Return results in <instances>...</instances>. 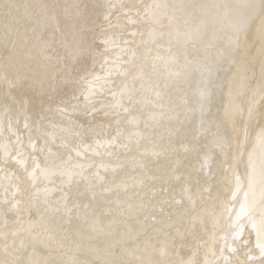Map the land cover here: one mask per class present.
Returning a JSON list of instances; mask_svg holds the SVG:
<instances>
[{
    "label": "bare ground",
    "instance_id": "bare-ground-1",
    "mask_svg": "<svg viewBox=\"0 0 264 264\" xmlns=\"http://www.w3.org/2000/svg\"><path fill=\"white\" fill-rule=\"evenodd\" d=\"M13 2L20 5L56 4L61 6L57 9L61 16H63L62 6L78 5L80 26L87 40L91 42L93 35L99 34L103 26L109 35L115 34L113 38L118 47L109 48L103 56H95V62L88 57L86 69L76 74L77 80L81 77L86 79L74 87H69L56 80L58 69L55 59L51 64L39 56L29 59L28 51L34 50L37 42L31 39L30 31L27 33L29 39L25 40L26 25L24 23L20 25L19 36L14 34L9 42L3 39L4 27L3 22L0 21V68L9 66L12 70L26 72L29 75L48 76L58 88L55 92L49 89L53 98L52 109L48 112V119L44 122L49 146L52 153L56 154L52 159L56 160L57 165L61 163L60 156H63V160L69 166L77 161L93 165L83 170L87 179L76 176L72 184H67L62 183L67 178L57 174L52 176L50 181L41 182L40 191L36 192L31 187V181L18 165L13 163L4 165L0 162V209H9L10 204H5V199L13 201L12 193L16 188L20 189L15 197V200L20 201L16 209L0 215V256L3 255L5 243L11 247L15 241L18 247L20 239L26 238L13 236L14 230L18 229L21 224L27 227L30 222H35L33 223V234L36 235L38 241H42L35 245L36 259L55 258L67 261L74 256L81 264H88L95 259L92 249H103L107 244L116 243L120 239L126 240L131 245L132 241L125 233L130 228L132 229L131 235L135 236L143 228L147 232V237L141 232L140 240L137 242V247L141 249L146 239L150 238L153 244L159 246L163 240L168 239L171 243V237H176L175 251L179 252V256L184 260L194 259L198 264H205L207 258L209 261L215 259L217 264H223L222 259L219 258V249L224 244L221 237L231 231L226 223L227 217L221 216L223 211L221 200L227 195V183L224 179L226 165L223 164V157L216 158L219 150L211 148L210 135L205 139L198 130L193 132L187 124L181 125L174 118L177 116V110L182 108L185 99L192 103L191 92H194L197 87L199 74L195 75L190 84H185L182 76L177 77L172 73L183 71L185 55L193 63L203 60V47L199 43L194 48L191 43L185 45L176 39V27L179 26L181 32L185 30L188 14L192 17L189 20V27H194L202 12L198 8L184 9L180 6L233 4L237 0H13ZM110 4L116 5L111 9L112 14L109 17L113 25L111 28L108 27L109 21L104 19L109 10L106 6ZM121 5H124L123 9ZM133 5L135 8L132 7ZM125 13L137 23H128ZM22 14L23 9H21ZM153 17L159 19L160 22L153 23ZM118 18L119 26H117ZM211 27L210 24L209 35H211ZM217 27L219 28V25ZM153 30L157 33L155 42L149 35ZM133 32L136 35H133ZM159 33L164 35L161 37ZM218 35L222 40L226 39L224 32H218ZM45 39L52 41V47L49 50L51 55L55 57L63 54L64 49L60 45L59 33H56L54 40L51 33ZM182 39L181 37V41ZM125 40L128 41L127 44L124 43ZM95 43L96 51L104 52L105 46L99 40ZM248 43L251 61L247 73L248 82L251 88L255 89L261 78V41L256 27L250 30ZM122 48L126 51L121 52ZM157 56L161 59H156ZM172 56L179 60L178 65L169 62ZM113 61L117 62L116 65ZM153 63L156 65L155 69L152 68ZM142 65L145 79L133 81L131 75L136 74ZM117 69L128 70L131 75L128 77L120 75ZM96 77L100 79L96 80ZM219 77L214 88L211 113L208 115L212 121L213 132L219 125V132L222 136H231L232 127L225 117V109L229 104L231 73L222 71ZM87 81L94 82L92 85L94 95L89 99L95 105L96 111L89 115H80L78 112L71 111V104L68 105L67 112L62 114L57 111V107H64L62 101L76 103L72 100L73 92L83 106L84 97L81 95V89L90 87ZM125 83L129 88L135 85L133 95L139 101L129 105L127 98L123 100L125 105L130 106L131 114L123 112L122 109L109 107L110 104L120 99L119 96L114 98L113 92H119ZM142 83L144 89H141ZM155 91L161 93L160 99L155 96ZM186 92L189 95L186 96ZM238 93H243V95ZM250 98H252L251 90L242 89L239 85L234 87L233 99L237 104L246 108ZM35 99L37 109L42 99L45 110H47L49 96L41 98L37 92ZM147 100H151L152 103H148ZM255 101L257 114L253 126H256L261 113H264V99L256 95ZM106 111L110 114L105 115ZM117 111L119 116L111 114ZM30 115L36 119L39 112L37 110ZM133 117L137 118V123H129ZM70 119L74 121L73 124H70ZM117 119L121 120L119 125L116 124ZM183 119V115H180L179 120ZM23 124L24 120L21 117L19 130L23 133L24 147L30 152L31 149L27 146V132ZM117 127L122 130L123 135L116 144L107 148V152L111 154H107L105 149L101 148L99 149L101 155H95L89 151L85 154L87 156L85 160L83 156L77 157L75 151H72L73 159L68 161L63 143L79 145L83 142L86 147L95 148L97 139L110 140L115 136ZM198 127L199 120H197V129ZM85 129H89L87 133H84ZM92 129L96 132L102 131L104 135H96ZM78 132L82 135H76ZM137 133L139 136L136 135ZM193 135L199 136V140H193ZM137 140L139 144L136 143ZM4 141L5 137H0V143ZM12 141H15V137ZM38 143L43 145L44 142L39 140ZM80 150L83 152V149ZM153 152L160 154L153 155ZM213 153L215 155H212ZM35 155L43 163V156L40 153ZM209 155H212V158L209 160L208 167L201 169L205 157ZM2 157L3 153L0 152V158ZM74 171L80 172L81 169L75 168ZM174 172L182 176L181 181L175 179ZM185 185L191 188L196 208L203 215L204 223L197 221L193 224L187 216L183 220L179 219L181 213L175 210L191 209L186 199L180 205L173 202L170 206H164L166 212L174 213L172 227L159 223L153 224L151 219L145 218L151 214L150 205L156 204L164 197L170 201L173 198L180 200L181 190ZM45 186L51 191L45 192ZM205 188H209L210 191H205ZM218 195L219 198H217ZM62 196H67V201L72 207L71 222L63 210L54 211L59 206L57 201ZM141 204L146 206L145 211H139ZM155 215L161 216L158 209ZM164 219L167 217L165 216ZM5 220H7V225H5ZM214 220L219 221L215 226ZM93 228L103 231H93ZM161 228L164 233H170V236L161 235L156 231ZM177 230L183 239L177 236ZM250 231V228L246 229L241 240L250 239L251 246L258 256V250H255V235L252 234L249 237ZM5 233L7 234L6 240ZM109 233L112 234L109 235ZM61 244L64 245L63 248L60 247ZM210 249L216 251V257L211 255ZM225 254L232 259L236 256L245 259L242 245L235 256L227 251ZM140 255H143L145 259L149 258V253L141 251ZM155 258L159 259V256Z\"/></svg>",
    "mask_w": 264,
    "mask_h": 264
},
{
    "label": "snow or ice",
    "instance_id": "snow-or-ice-1",
    "mask_svg": "<svg viewBox=\"0 0 264 264\" xmlns=\"http://www.w3.org/2000/svg\"><path fill=\"white\" fill-rule=\"evenodd\" d=\"M59 7L61 6L56 4L20 5L13 2V0H0V21L3 22L4 27L3 39L11 42L14 34L19 36L20 25L24 23L26 25L25 40L29 39L27 33L30 31L32 34L31 39L37 42V47L28 51L29 59H35L36 56H39L49 64L55 59V65L58 69L56 80L63 85L74 87L77 83H81L86 79L81 77L80 80H77L76 74L86 69V59L88 57H91L95 62V56H103L109 48L118 47V45L113 38L115 34L109 35L103 26H101L99 34L93 35L92 41L89 42L80 26L79 6H62L63 16L57 10ZM106 7L109 10L105 14L104 19L109 21L108 27L111 28L113 25L109 17L112 14L111 9L115 8L116 5L110 4ZM120 7L123 9L124 5ZM132 7L135 8V5ZM180 7L184 9L198 8L202 12L194 27H189V20L192 17L188 14V20L185 21V30L181 32L179 26L176 27V39L185 45L191 43L194 48L199 43L203 47V60L199 63H193L185 55L183 71L172 73V75L177 77L182 76L185 84H190L195 75L199 74L197 87L194 92H191L192 103L185 99L182 108L177 110V116L174 118L181 125L187 124L193 132L198 130L205 139L210 135L211 148L219 150V155L216 158L223 157V164L226 165L224 179L227 183V195L221 200L223 209L221 216L227 217L226 223L231 231L221 237L224 244L219 249V258L222 259L223 264H264V113H261L260 120L256 126H253V121L256 119L257 114L255 96L260 95L264 99V0H237L233 4L181 5ZM21 9H23L22 15ZM125 19H127L128 23H137L127 13H125ZM159 22V19L153 17V23L158 24ZM210 24L212 25L211 35L208 34ZM217 25H219V28ZM117 26H119V18ZM253 27H256L261 41V78L255 89L251 88L247 75L251 63L248 43L249 32ZM218 32H224L226 39L222 40ZM49 33H51L53 40L56 33H59L61 38L60 45L64 49L63 54L55 57L50 54L49 50L52 47V41L45 39ZM132 34L136 35L135 32ZM149 35L155 42L157 36L155 30L151 31ZM159 35L162 37L164 34L159 33ZM169 36L171 39V33ZM181 37L183 38L182 41ZM96 40H99L105 46L104 52L96 51ZM124 43L127 44L128 41L125 40ZM124 51L126 49L122 48L121 52ZM156 59H161V57L157 56ZM169 62L171 64H179V60L175 56L170 57ZM116 63V61H113L114 65ZM105 64H107V60H105ZM155 67L156 65L153 63L152 68L155 69ZM117 71L125 77L131 75L128 70L117 69ZM222 71L231 73L229 104L225 109V117L232 127L231 136H222L219 132V125H217V130L213 132L211 128L212 121L208 115L211 113L214 101L216 81L220 79L219 73ZM99 79L100 77H96V80ZM131 79L133 81L137 79L143 81L145 79L143 65L136 74L131 75ZM87 83L90 87L81 89V95L84 97L83 106H81V102L76 97L75 92H73L72 100H75L76 103L72 104L71 101H62L64 107H57V111L62 114L67 112L69 104H71V111L74 113L78 112L80 115H89L96 111L95 105L89 99L90 96L94 95L92 91L94 82L87 81ZM237 85L252 92V98L248 100L246 108L237 104L233 99V89ZM165 86L167 87V85ZM49 89L53 92L58 90L48 76L29 75L26 72L12 70L9 66L0 68V137H5V141L0 143V152L3 153L0 162L4 165L9 163L18 165L31 181V187L36 192L40 191L39 184L41 182L50 181L51 177L57 174L66 177L67 179L62 181V183L67 184H72L76 176L87 179L83 170L93 166L90 163H81L79 161L69 166L63 160V156H60L61 163L57 165L56 160L52 159L56 154L52 153V149L49 146L48 133L44 124L45 120L48 119V112L52 109L53 98ZM141 89H144L143 83L141 84ZM37 92L41 98L46 95L49 96L47 110H45L42 99L37 109L35 99V93ZM134 92L135 85L133 84V87L129 88L128 84L125 83L119 92H113V97L119 96L120 99L116 100L114 104H110L109 107L122 109L123 112L131 114L130 106L125 105L123 100L127 98L129 105L138 103L139 101L133 95ZM154 94L158 99L161 98L159 91H155ZM238 94L243 95V93ZM185 95L187 96L189 93L186 92ZM147 102L152 103L151 100H147ZM160 106L162 107L163 105ZM37 110L39 115L36 119H33L30 113H35ZM197 113H199V116H197ZM104 114L109 115L110 113L106 111ZM111 114L119 116L118 111ZM180 115H183V120H179ZM21 117L24 120L23 127L27 132V146L31 149L30 152L26 151L23 133L19 130ZM197 120H199L198 129ZM73 123L74 121L70 119V124ZM120 123L121 120L117 119L116 124L119 125ZM129 123H137V118L133 117ZM205 125L208 126L206 127ZM145 126L147 127L148 125L146 124ZM80 127L82 128L83 126L81 125ZM89 128L91 129V126ZM88 130L85 129L84 133H87ZM92 131L96 135H104L102 131L96 132L95 129H92ZM76 135L79 136L82 133L78 132ZM122 135V130L117 127L116 135L110 140L97 139L95 148L86 147L83 142L79 145L65 142L62 146L66 149L68 161L73 159L72 151H75L77 157L83 156L87 160L85 154L89 151H92L95 155H101L99 149L104 148L107 154H111L107 152V148L116 144ZM136 135L139 136V133ZM13 137H15L14 142L12 141ZM192 139L199 140V136L193 135ZM39 140H43V145L38 143ZM136 143L139 144V140ZM80 149H83V152ZM36 153H40L43 156V163L35 155ZM152 154L159 155L160 153L153 152ZM212 155L215 154L213 153ZM212 155L205 157L201 169L208 167ZM101 166L103 167L104 165ZM75 168H79L81 171L76 172L74 171ZM173 175L177 181L182 180L181 175L175 172ZM204 190L210 191L209 188ZM44 191L49 192L51 189L45 186ZM19 192L20 189L16 188L12 193L13 201L10 202L7 198L5 199L4 203L10 204V208L7 210L0 209V215L6 214V211L16 209L20 201L15 200V197ZM217 198H219V195ZM184 199L189 202L191 209L182 208L175 210L181 213L179 219L183 220L187 216L193 224L197 221L204 223L203 215L196 208L194 194L187 185L181 190L180 200L173 198L170 201L167 197H164L156 204L150 205L151 214L145 218L151 219L153 224L159 223L172 227L174 213L171 211L166 212L164 206H170L173 202L180 205ZM57 205L59 206L54 211L60 212L63 210L69 216V222H71L72 207L67 201V196H62L57 201ZM157 209L161 214L160 217L155 215ZM145 210L146 206L141 204L139 211ZM165 216L167 219H164ZM33 223L35 222H30L27 227L21 224L18 229L12 232L13 236H24L26 238L20 239L18 247L15 241H13L11 247L5 243L3 255L0 256V264H81L74 256L67 261L55 258L36 259L35 245L38 242L42 243V241H38L36 235L33 234ZM217 223L219 221L214 220V226ZM5 225H7V220H5ZM248 228L251 229L248 234L249 237L252 234L255 235V250H258V256L251 246L250 239L241 240L242 235ZM93 231L102 232L103 230L93 228ZM156 231L161 235L170 236V233L163 232V228ZM141 232L147 237V232L143 228L135 236L131 235L132 229L130 228L125 233L128 239L132 241L131 245L126 240L120 239L116 243L107 244L103 249H92L95 259L88 262V264H198L194 259L184 260L179 256V252L175 251L176 237H171V243L168 239L163 240L159 246L153 244L149 238L144 241L142 249L137 247ZM111 234L109 233V235ZM177 236H181L179 230H177ZM6 239L7 234L5 233ZM181 239H183L182 236ZM241 245L244 246L245 259H240L238 256L232 259L225 254V251H227L235 256ZM60 247L63 248L64 245L61 244ZM149 249L151 250L150 252ZM141 251L149 253V258L145 259L143 255H140ZM101 252L103 253L102 255ZM210 252L213 257H216L217 253L215 250L210 249ZM156 256H159V259L155 258ZM205 264H217V262L215 259L209 261L206 258Z\"/></svg>",
    "mask_w": 264,
    "mask_h": 264
}]
</instances>
